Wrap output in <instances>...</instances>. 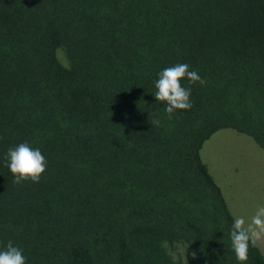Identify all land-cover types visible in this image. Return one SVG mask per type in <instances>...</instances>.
<instances>
[{"label": "trees", "instance_id": "obj_1", "mask_svg": "<svg viewBox=\"0 0 264 264\" xmlns=\"http://www.w3.org/2000/svg\"><path fill=\"white\" fill-rule=\"evenodd\" d=\"M178 63L206 84L181 79L192 107L169 119L155 81ZM225 128L264 149V0H0V251L241 264L201 157ZM24 142L47 160L39 183L5 165ZM243 264H264L259 244Z\"/></svg>", "mask_w": 264, "mask_h": 264}, {"label": "clouds", "instance_id": "obj_2", "mask_svg": "<svg viewBox=\"0 0 264 264\" xmlns=\"http://www.w3.org/2000/svg\"><path fill=\"white\" fill-rule=\"evenodd\" d=\"M187 78L190 84L199 83L205 85L206 81L198 72L190 71L189 65L178 63L166 67L158 73L155 81L156 91L153 94L156 101L165 102V112L172 119L177 110H187L192 107L191 89L181 86V79ZM150 124L159 127V119H153ZM5 165L13 174V183L22 181L39 183L41 175L47 168V160L39 148L31 147L27 142L10 147L4 157ZM243 216H236L231 226V248L237 261L246 262L249 246L256 247L259 241L264 240V206H258L251 220L245 226ZM195 257V253L192 254ZM0 264H26V257L18 246L11 241L7 243L6 250L0 251Z\"/></svg>", "mask_w": 264, "mask_h": 264}, {"label": "rangeland", "instance_id": "obj_3", "mask_svg": "<svg viewBox=\"0 0 264 264\" xmlns=\"http://www.w3.org/2000/svg\"><path fill=\"white\" fill-rule=\"evenodd\" d=\"M202 160L220 186L233 216L246 224L264 206V149L251 137L225 128L205 141ZM264 253V240L258 242Z\"/></svg>", "mask_w": 264, "mask_h": 264}]
</instances>
